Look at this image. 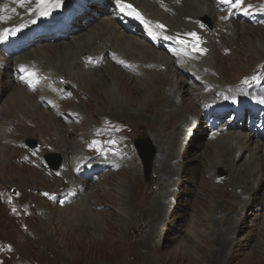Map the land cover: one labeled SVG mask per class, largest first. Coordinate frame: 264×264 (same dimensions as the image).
<instances>
[{"label": "rangeland", "instance_id": "1", "mask_svg": "<svg viewBox=\"0 0 264 264\" xmlns=\"http://www.w3.org/2000/svg\"><path fill=\"white\" fill-rule=\"evenodd\" d=\"M231 1L233 4L223 17L218 14L219 6L215 8L216 0H210L214 3L213 13L199 19L194 26L179 27L176 33L179 42L199 49L192 59L196 66L192 67L191 75L187 77L184 72L195 92L187 98L193 100L197 110L203 109L207 114L200 118V126L206 125L207 131L210 124L205 121L214 119L215 114L208 111V107L226 105V115H222L221 120L225 131L236 125V130L241 129L242 134L264 138V0H243L242 4ZM255 13L263 15L261 22L252 16ZM100 18L102 16L79 20L81 24L90 25ZM232 22L241 27L239 35L231 30ZM222 23L226 29H221ZM80 32H70L66 39L70 41L72 35ZM131 35L138 39L143 37ZM164 45L173 51L156 48L157 52L172 59L176 48L168 42ZM225 50H229L227 55ZM206 54H211L214 66L203 64ZM113 65L119 84L101 82V78L93 75L83 76L88 89L78 87L75 84L78 82L66 75L49 77L42 83L44 91L59 102L53 110L43 107L47 112L52 111L57 128L67 130L78 142L76 160L90 165L102 164L98 175L80 174L76 164L57 146L59 139L53 132L40 134L30 122L23 135L9 127L10 135L16 138L11 146L20 149L14 156L21 154L15 160L12 157L7 162L0 160L3 166L0 170V252L7 264H264V188L251 192V200L248 199L252 183L248 179L247 185L243 184V178L248 176L243 172L242 176L238 172L232 175L230 155L224 157L226 166L215 169L218 142L206 146L208 140L203 137L187 140L180 146L175 140L164 148L161 142L164 140L159 137L162 127L157 120L166 108L164 96L169 89L154 86L150 90L148 87L152 84L145 83L146 75L136 74L137 81L129 80L119 64L113 62ZM18 70V65L13 67L9 76ZM0 81V105L1 91L6 92V89L9 92L4 103L19 104L10 98L13 88L10 89L3 78ZM113 84L118 89L110 87ZM27 90L36 99L38 96L37 102L42 104L40 90L34 87ZM258 90L263 93L257 97L258 103L239 102L244 96L258 94ZM202 98L208 99L201 101ZM130 100L136 104L130 105ZM206 102L209 103L205 105ZM68 106L72 108L65 112L63 108ZM253 106H257V112H251ZM79 107L85 116L79 112ZM232 107L245 109L249 114L241 117L245 111L235 114L229 110ZM20 115L14 112L6 117L18 125ZM102 118L97 135L95 124ZM165 123L168 125L166 134L175 133L173 120L168 118ZM87 131L90 136L83 135ZM144 140H149L156 150L148 180L135 149L136 143ZM147 149L151 147L147 145ZM171 150L173 156L168 163L171 161L173 168L168 176H163L162 167L168 163H161L170 156ZM26 155L28 158L22 164ZM257 160L259 162L260 158L250 159L252 171ZM237 163L233 164L241 168L243 162ZM210 167L212 170L206 171ZM118 183L127 190V198L116 191ZM167 189L171 191L169 196ZM164 191L162 201L170 206L165 208L167 219L161 223L158 215L162 216L163 209L152 208V205L157 203L156 196H162ZM242 192V200H249L244 211L236 204ZM85 195H89V199L83 201ZM77 201L88 205L78 212L74 207ZM232 215L235 220L231 226L225 220L232 219ZM151 230L154 232L150 233Z\"/></svg>", "mask_w": 264, "mask_h": 264}, {"label": "bare ground", "instance_id": "2", "mask_svg": "<svg viewBox=\"0 0 264 264\" xmlns=\"http://www.w3.org/2000/svg\"><path fill=\"white\" fill-rule=\"evenodd\" d=\"M77 2L82 6H86L83 10V15H81L84 19L87 20V18L96 16H102V18L95 19L89 25V23L81 24L82 22L75 17L76 21L70 25L69 22L72 17L68 16L67 13L69 14L70 9ZM92 2L93 0H0V80L3 78L9 84L10 89L13 88L11 89L10 98L13 102L19 103L17 105H6L4 103V97L8 94L9 89H6V92L1 91L3 100L2 106L0 105V135H4V138L0 136V160L7 162L8 158L10 160L11 157L12 160H15L21 154L18 153L16 157L14 156L20 149L18 150L11 146V142H14L13 140H16V138L10 135L8 131L9 127H13L14 131L20 132L23 135L28 130L26 127L27 122H30L35 124L37 132L40 134L54 133V136L59 139V145L57 144V146L67 154L68 159L70 157L71 161L76 164L80 174L87 175V177L95 174L98 175L99 168L102 164L90 165L88 163L85 164L84 161H79V159L76 160L79 156L78 142L75 138L71 137V134L67 130L58 129L57 121L53 117L52 111L48 110L47 112L45 110V108L55 109V107L59 106V102L44 91L42 83L49 77L62 78V75L76 80L78 83L75 84L78 87L83 86L86 89H88V86L83 76L88 77L93 75L101 78V82L118 83L115 77L116 74L113 72V62H116L120 65L121 70H125L129 80H136V74L146 75L147 80L145 83L152 84V86L148 87L150 90L154 86L169 89L164 96V105L166 108L164 110L161 108L160 120H157L161 123L162 128L159 137L162 136L164 140L161 141L164 143V148H168L175 140L180 143V146H184L187 140H202L203 137L208 140L206 146L218 142L215 145V169L220 166H226L228 163L224 157L230 155L231 162L229 164L232 163V166L229 169L232 175H235L236 172L241 175L243 172L248 175L247 179L245 177L243 178V184L246 186L248 179L252 183L248 199L252 196L251 192L264 188V138L257 136V139L254 135L242 134L241 129L236 130V125L228 132L225 131V128L221 127L216 131L215 129L208 128L207 131L206 125L204 127L200 126V118L203 116V111L197 110L193 100L189 97L187 98V96L195 92L193 87L186 81L184 72H186L187 77L191 75L193 71L192 67L196 66L192 59L197 54L193 49L186 46V44L180 43L176 33L179 27L194 26L198 24L199 19L213 13L214 3H211L210 0H120V2L118 0H100L96 2L97 5L91 6L89 3ZM115 3L124 5L121 11L126 10V7L131 5V15L135 19V26H129L133 29H139L142 33L143 40L133 37L131 35L133 33L126 32L125 30L127 28L114 20L112 9L116 8L117 4ZM116 14L119 16L120 11ZM68 25L70 26L66 30ZM231 25V30L234 31V35H239V31L241 30L239 24L232 22ZM219 26L221 29L227 28L224 23ZM78 30L81 32L72 35L70 41L66 39L70 32H76ZM150 37L156 41L168 42L174 46L176 48L175 56L170 59L160 52H157L155 45L153 47L149 45L151 43L149 41ZM209 49H211L210 46ZM215 52L217 56V47ZM223 52L227 55L229 50ZM3 53L5 54L3 55ZM202 62L204 65L214 66L211 54H206V58ZM17 65L31 69V73L27 79L21 81L20 77L15 76L14 73L11 74V77L9 76L8 73ZM144 66H148V69H144ZM158 71L164 72L158 73ZM94 81L98 82V80ZM28 87H34L42 92L40 97L42 104L37 102L38 96L36 99V96L29 93L27 90ZM110 87L118 89L115 84ZM205 87L213 88L210 85H205ZM79 90L84 89L79 88ZM258 92V94L253 93L244 96L239 102L248 100L250 103H258L257 97L263 94L260 90ZM207 99L202 98L201 101H206ZM132 101V103L131 100L129 101L130 105L136 104L134 100ZM207 103L209 102H206L205 105ZM43 105L46 107L44 108ZM71 108L68 106L67 109L63 108V110L66 112ZM77 109H80L81 111L79 112L85 116V112L81 107ZM222 109L214 111H226H222ZM14 112L21 114L16 121L18 125H15V123H12L6 117L8 114ZM236 113L241 114L238 110H236ZM246 115H248L247 111L241 117ZM104 118L95 124L97 135L99 134V129L102 125L101 122L104 121ZM168 118L173 120L172 126H176L175 133L173 134H166L168 131L165 132L168 126H166L165 122L168 121ZM221 120L222 118L214 117V121L216 122H221ZM94 121L96 122V120ZM179 126L180 129L178 130ZM83 135L90 136V132H83ZM10 151L11 156L9 157ZM13 151L15 152L13 153ZM171 152L172 150L169 153L170 156L163 160L161 164L168 163L173 156ZM252 157L260 158L259 162L257 160L253 171L251 170L252 162H250ZM27 158L26 155L21 160V163L25 164ZM237 161L243 162L241 168L235 167L238 164ZM69 167L73 168L71 166ZM2 168L3 166H0V170ZM162 168L161 173L163 176H168L173 168L172 162L170 161L168 165H164ZM211 170L212 167L206 169L208 172ZM69 174L74 175L71 172ZM256 175H259V178ZM72 188H75L74 183H72ZM115 189L120 193L119 195L121 197L127 198V190H124L121 184L116 186ZM243 189L246 188L243 187ZM166 194L168 196L171 194L170 189H167ZM166 194L164 191L162 196H156L157 203L152 205V208L158 209L161 207L163 209L162 216L158 215L161 223L166 221L165 208H169L170 206V204L162 201ZM82 197L83 201L89 199V195ZM242 197H244L243 192L236 204L244 211L245 207L249 204V200H242ZM79 202L77 201L74 207L77 208L78 212H81L88 203L82 202V204H79ZM242 214L243 212L239 216H242ZM234 220L235 216L232 215V219L225 221L232 226ZM151 232L154 231L151 230Z\"/></svg>", "mask_w": 264, "mask_h": 264}, {"label": "water", "instance_id": "3", "mask_svg": "<svg viewBox=\"0 0 264 264\" xmlns=\"http://www.w3.org/2000/svg\"><path fill=\"white\" fill-rule=\"evenodd\" d=\"M147 145L150 146L151 149H147ZM136 147H137L138 154L140 155V157L142 158V160L144 162L145 177L148 180V179H150L151 171H152V165H153V162L155 159V150L153 149V146L149 140H144L140 144L137 143ZM52 167L54 168L53 165H52Z\"/></svg>", "mask_w": 264, "mask_h": 264}, {"label": "snow or ice", "instance_id": "4", "mask_svg": "<svg viewBox=\"0 0 264 264\" xmlns=\"http://www.w3.org/2000/svg\"><path fill=\"white\" fill-rule=\"evenodd\" d=\"M118 2H120V0H118ZM229 2H231V0H229ZM237 3H238V4H242V3H243V0H237ZM128 7H131V5H128ZM45 15H47V13H45ZM161 27H163V25H161ZM190 35H192L193 37L196 36L195 33H191ZM197 39H198V38H197ZM180 42L183 43L184 41H180ZM193 50H194V51H198L199 49L194 48ZM46 195H47V194H46Z\"/></svg>", "mask_w": 264, "mask_h": 264}]
</instances>
